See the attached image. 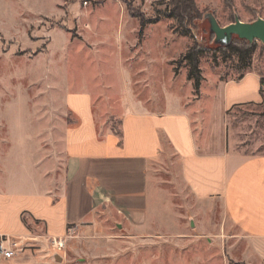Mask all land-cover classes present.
<instances>
[{"label": "rangeland", "instance_id": "obj_1", "mask_svg": "<svg viewBox=\"0 0 264 264\" xmlns=\"http://www.w3.org/2000/svg\"><path fill=\"white\" fill-rule=\"evenodd\" d=\"M195 1L202 16L192 26L193 39L174 31L176 21L166 16L169 0H0V189L22 192L65 182L66 130L79 123L69 96L91 93L99 131H105L107 120V127L120 133L128 99L155 93L162 108L166 91L182 99L196 96L183 56L194 42L215 46L206 13L221 25L235 16L245 22L264 18V0ZM136 12L159 21L147 24L141 35ZM254 65L264 72L261 42L249 69ZM142 66L149 71H141ZM200 66L206 80L238 79L247 71L236 56L211 51L201 56ZM228 126L235 147L245 155H264V99L257 106L234 108ZM153 169L158 188L170 196L160 199L167 205L152 226H118L112 212L106 213L68 232L62 249L51 245V255L59 257L52 264H245L246 238L221 203L196 200L170 154L163 153ZM24 218L32 233H43L42 223ZM190 223L206 235L182 245L175 235Z\"/></svg>", "mask_w": 264, "mask_h": 264}, {"label": "crops", "instance_id": "obj_2", "mask_svg": "<svg viewBox=\"0 0 264 264\" xmlns=\"http://www.w3.org/2000/svg\"><path fill=\"white\" fill-rule=\"evenodd\" d=\"M148 76L151 82L158 79ZM262 80L264 72L254 65L240 79H204L198 96L190 93L182 99L166 91L162 108L155 93L128 99L120 116L122 138L107 127V120L105 131H99L91 93L69 96L79 123L66 130L67 178L55 187L0 189V237L25 244L15 258L0 257V264H52L55 257L59 261L50 246L62 249L68 232L106 213L112 212L118 226H152L156 213L167 205L160 199L170 196L158 188L160 178L153 169L163 153L176 158L181 181L196 200L210 206L221 203L246 238L243 263L264 264V155H245L228 136V112L262 103ZM26 216L42 223L43 233H32ZM190 224L175 235L182 245L206 235Z\"/></svg>", "mask_w": 264, "mask_h": 264}, {"label": "trees", "instance_id": "obj_3", "mask_svg": "<svg viewBox=\"0 0 264 264\" xmlns=\"http://www.w3.org/2000/svg\"><path fill=\"white\" fill-rule=\"evenodd\" d=\"M168 7L171 10L169 13L166 14L167 17L173 18L176 21V26L174 31L176 33H179L183 36L191 37L193 39L194 35L192 33V26L194 25V21L197 19H200L202 16V13L197 5V2L195 0H169ZM134 16L140 18L141 23V35L144 32V29L147 24L149 23H156L158 22V18L153 19H147L145 15L141 12L133 13ZM234 21L233 20L231 22ZM254 21V20H252ZM264 47V45L262 44ZM258 48V42L255 41L254 43L250 44L246 40L239 39L237 37H234L233 41L225 46H217V47H201L197 42H194L192 46H190L187 50V52L183 56V60L187 62L188 67V79L193 82L196 95L198 96L200 94V87L202 84V81L204 80V76L201 69V56L207 52L211 51L214 53H222L224 56H236L237 61L239 65L241 66V69L243 70H249L251 67V61L253 58V55L257 51ZM175 71L177 69L175 68ZM245 73V72H244ZM241 74L238 79H240L243 75ZM262 83L264 84V80H262ZM263 94V89H262ZM233 111V110H232ZM231 112V111H230ZM230 112H228V115H230ZM119 136L122 138V133H119ZM228 136L231 139V128L228 126ZM122 142V139L120 143ZM233 142V141H232ZM26 224L27 220L23 219ZM35 222H39L38 220H35Z\"/></svg>", "mask_w": 264, "mask_h": 264}, {"label": "water", "instance_id": "obj_4", "mask_svg": "<svg viewBox=\"0 0 264 264\" xmlns=\"http://www.w3.org/2000/svg\"><path fill=\"white\" fill-rule=\"evenodd\" d=\"M210 23V33L215 36L214 47L230 44L234 37L248 41L250 44L255 41L264 45V18L259 17L254 21L245 22L239 16H235L233 22L221 25L215 15L208 12L204 15Z\"/></svg>", "mask_w": 264, "mask_h": 264}, {"label": "built area", "instance_id": "obj_5", "mask_svg": "<svg viewBox=\"0 0 264 264\" xmlns=\"http://www.w3.org/2000/svg\"><path fill=\"white\" fill-rule=\"evenodd\" d=\"M25 247L24 240H16L8 236L0 237V257L9 260L15 258Z\"/></svg>", "mask_w": 264, "mask_h": 264}]
</instances>
